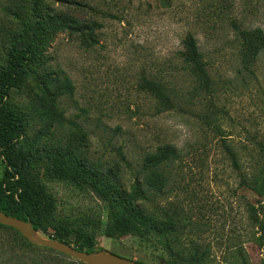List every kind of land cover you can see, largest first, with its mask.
<instances>
[{
    "label": "rangeland",
    "instance_id": "obj_1",
    "mask_svg": "<svg viewBox=\"0 0 264 264\" xmlns=\"http://www.w3.org/2000/svg\"><path fill=\"white\" fill-rule=\"evenodd\" d=\"M41 4L45 14L70 20L71 27L50 32L44 48L23 66L21 84L6 98L19 122L18 147L30 156L22 176L54 197L57 222L92 232L98 249L146 264L164 263L135 237L106 236L108 202L102 194L48 178L47 162L35 151L64 154L103 185L121 190H129L136 178L156 184L164 176L167 186L150 194L148 210L175 207L186 222L180 225V241L188 242L189 234L211 243L215 261L224 264L226 246L234 244L224 237L243 229L258 236L264 222V48L255 54L243 39L256 29L264 34V0ZM31 24L30 0H0V70L11 45ZM187 35L196 40L202 72L183 60ZM65 76L73 90L55 97ZM145 79L163 85L171 107L161 111L144 88ZM53 111L63 121H54ZM223 140L238 151L242 170L254 180L251 189L239 185ZM166 144L179 157L146 168L145 155ZM4 166L0 154V177ZM103 185L99 188L107 190ZM13 233L0 228V257L1 238ZM248 237L242 238L248 264H261L264 244Z\"/></svg>",
    "mask_w": 264,
    "mask_h": 264
},
{
    "label": "trees",
    "instance_id": "obj_2",
    "mask_svg": "<svg viewBox=\"0 0 264 264\" xmlns=\"http://www.w3.org/2000/svg\"><path fill=\"white\" fill-rule=\"evenodd\" d=\"M32 24L24 35L10 47L4 67L0 70V154L5 163L0 177V210L6 214L29 220L33 229L44 237L59 239L79 250L88 252L96 248L94 234L81 226L72 223H59L55 220V199L37 182L22 176V170L30 161L17 143L19 122L6 105V98L11 89L17 88L23 80V66L32 61L44 48L51 31L56 28L71 27L70 20L45 14L41 0H30ZM248 49L258 53L264 48V34L260 29L253 30L243 37ZM182 57L194 72L203 71V62L192 35L183 41ZM64 85L58 86L55 97L63 92H72L71 80L65 76ZM144 88L158 100L161 111L172 106V101L165 92L163 85L145 79ZM54 121L61 122L63 117L53 111ZM264 151V141L262 143ZM223 147L228 154L232 166L238 171L239 185L243 189H251L254 180L246 170H242L238 151L223 140ZM35 154L43 158L47 164L45 174L48 178L65 180L77 186L94 188L108 202L107 220L104 233L108 237L129 235L153 248L164 264H221L213 257L211 243L199 241L189 234L188 242L180 241L181 223L178 210L169 206L147 208V202L153 200L150 194H160L167 186L164 176H159L155 184L151 181L143 183L136 178L129 190H121L112 184L103 185L90 170L82 164L73 163L70 159L57 152L36 150ZM179 157L178 150L169 144L159 146L144 157L146 168L157 169ZM103 185L107 190L100 187ZM84 223V222H83ZM258 236L248 230H239L235 234H227L224 239L233 240L227 245V256L224 264H248L247 251L242 238H247L262 247L264 244V222L259 223ZM0 228L14 230L10 238H1L4 254L13 253L11 257L2 258L0 264H84L50 248L29 243L18 230L0 224ZM18 236V237H17ZM219 236H216V238ZM223 237V236H222ZM6 246L8 247L6 249ZM140 264H146L139 262ZM264 264V257L261 262Z\"/></svg>",
    "mask_w": 264,
    "mask_h": 264
},
{
    "label": "water",
    "instance_id": "obj_3",
    "mask_svg": "<svg viewBox=\"0 0 264 264\" xmlns=\"http://www.w3.org/2000/svg\"><path fill=\"white\" fill-rule=\"evenodd\" d=\"M0 224L18 230L20 234L33 245L50 248L84 264H140L133 259L121 256L107 249L88 252L76 249L71 244L59 239L44 237L33 229L29 220L17 218L1 210Z\"/></svg>",
    "mask_w": 264,
    "mask_h": 264
}]
</instances>
